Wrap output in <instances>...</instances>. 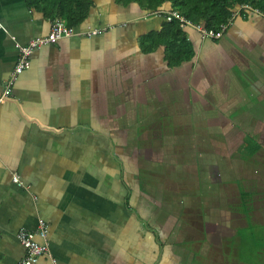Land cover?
Listing matches in <instances>:
<instances>
[{
	"label": "crops",
	"instance_id": "obj_1",
	"mask_svg": "<svg viewBox=\"0 0 264 264\" xmlns=\"http://www.w3.org/2000/svg\"><path fill=\"white\" fill-rule=\"evenodd\" d=\"M154 12L137 1L93 0L76 33L36 49L12 98L0 101V264H23L18 233L40 219L55 260L37 264H264V15L238 12L219 39L186 27L195 55L171 66L166 45L143 50L142 38L165 22ZM51 23L27 0H0V97L19 46ZM133 102L166 124L170 114L171 136L203 119L188 118L197 106L218 112L200 123V167L192 152L171 150L174 137L168 156L185 163L176 172L144 167L147 150L144 162L125 166L105 127H134ZM143 169L153 178L143 180Z\"/></svg>",
	"mask_w": 264,
	"mask_h": 264
},
{
	"label": "trees",
	"instance_id": "obj_2",
	"mask_svg": "<svg viewBox=\"0 0 264 264\" xmlns=\"http://www.w3.org/2000/svg\"><path fill=\"white\" fill-rule=\"evenodd\" d=\"M137 1L143 8L151 11L161 9L169 2L173 10L195 23H204L206 27L220 30L223 24L229 22L237 6L249 4L264 12V0H120L127 5ZM52 20L63 18L70 26H78L87 18L93 0H27ZM166 45V58L171 66L191 60L195 55L192 43L187 37L185 28L178 18L165 19L159 31H153L142 38L143 50L153 51L160 45Z\"/></svg>",
	"mask_w": 264,
	"mask_h": 264
},
{
	"label": "rangeland",
	"instance_id": "obj_3",
	"mask_svg": "<svg viewBox=\"0 0 264 264\" xmlns=\"http://www.w3.org/2000/svg\"><path fill=\"white\" fill-rule=\"evenodd\" d=\"M130 107L133 110L131 113L138 115V118L135 119V121H134V127L133 126H131V127L119 126V127H113V128L105 127V133L106 132H109V134L112 133L111 136L114 138L115 143H116L115 149H114L115 153L122 155V157H124L123 160L125 162V166L132 168L134 166V161L140 162L141 159L144 162L145 157H146L145 152L147 150V151H149L147 153L149 154L150 159L145 161L147 163H146V165H144V167L145 166H152L153 163L155 165H160V163H161V166L165 169V172H169V171H171V173L176 172L178 170V168H182L181 165L185 166V163L183 162V160L181 161L179 157H177V158L170 157L169 158V156H168L169 152H170V147H171L170 145H172V143L170 142V145H169L168 143H166V141H168L169 138L174 137L175 144L173 145L171 150H173V151L177 150L178 151V149L181 148L182 149L181 152L184 156H186L187 151L192 152V154L194 156V157L193 156L192 157L194 158V160H193V164H191V165H194L195 167L196 166L200 167V162H199L200 159H199V152H198L200 144L197 141V135L199 136V134H198L199 129H201L202 131L204 129V127L200 123H204L205 120L207 119V117H209L210 115H212L214 117L215 115H217L218 112H214V111L199 112L198 110H200V106H197L196 109L188 111V113H187L188 118L195 119V117H197L201 114L203 115V113H204V116L202 117L203 119L199 120L198 123L195 120H191L190 125L187 127H184V128L180 127V126H179V128H174V130H175L174 136H171V135H167V134H171V128L170 127H172V122H173L170 114L165 115V118H167V124H166L163 122V119H159V121H158L156 118H153V117H155V114L160 115L159 113H161V112H159L158 110L143 111L142 112L143 115H142L139 110L138 111L136 110V105L134 104V102L132 105H130ZM243 107L244 106H242V108ZM134 109H135V111H134ZM250 113H251V111L247 112V114H249L250 119L252 116L255 117V115H257L256 111H253L252 115ZM242 114H244L243 111L233 112L231 114V118L240 116ZM152 119H154V121H151ZM127 123L128 124L131 123L130 125H132L131 121H128ZM151 123L155 124L156 127H153V128L149 127V125ZM167 132H170V133H167ZM156 134H158V135L162 134V135L158 139H155V140L153 139L154 144H152V142H150V140H151V138H153L152 136L156 135ZM177 134H179V135L177 136ZM182 134H183V136H181ZM217 135H219V134H217ZM222 135L223 134H221L219 136L222 137ZM180 136H181V138H180ZM177 138L178 139L180 138L179 141L177 140ZM182 138H183V141H185V142L182 141L183 143L181 142ZM169 141H171V140H169ZM177 146H179V147H177ZM210 146H211V144H209V148H210ZM212 147H214L213 144H212ZM151 151L154 152L153 153L154 157L157 158L159 156V154L160 155L163 154V156H162L163 158H160L161 160L160 159H153V158L151 159V156H150ZM156 151H159L158 156H157ZM115 156H116V154H115ZM134 156H136V158H134ZM164 156H166V158ZM175 175H172V177L176 178L174 180L179 181V178ZM141 177L143 180H148V181L153 178L149 174V172H146L144 169H143V172L141 173ZM154 180L157 182L156 179H154ZM206 194L208 197L210 196V193L207 192ZM202 195H203V192L200 191L201 199H202ZM191 197H194V193L191 195ZM183 199H184V194L180 193L177 197V200H178L177 206L179 208H181V206H183ZM176 209L177 208H175V210ZM199 209H203V208L199 207ZM199 211H196L195 213H193L194 218L197 216H201L199 214ZM179 212L181 214V210H179ZM178 218H179V216L176 217V219H178ZM172 221H174V220H172ZM181 223L183 224L184 221H182ZM185 224H186V222H185ZM186 243H188V245H186V247L190 248L192 246L191 241L186 242ZM254 245L259 246V244H257V243H255ZM198 254H200V255H198ZM195 257H196V259L197 258L199 259L201 257L200 258V260H201V259L205 258V255L203 252H197V255ZM256 257L257 256L254 254L251 256L250 255L247 256L248 259H253V260L257 261L258 259Z\"/></svg>",
	"mask_w": 264,
	"mask_h": 264
},
{
	"label": "built area",
	"instance_id": "obj_4",
	"mask_svg": "<svg viewBox=\"0 0 264 264\" xmlns=\"http://www.w3.org/2000/svg\"><path fill=\"white\" fill-rule=\"evenodd\" d=\"M254 10L264 15V12L259 8H254L249 4H242L237 6L233 12L229 22L223 24L220 30L208 28L204 23H195L191 19L181 15L177 10H156L154 13L162 14L168 21L173 18H178L181 22V26L186 28L188 26L198 30L203 37H210L213 39L221 38L227 31L231 21L235 15L240 11ZM76 33L75 26H70L63 18H54L51 23L49 32L46 35L37 36L32 38L29 42L19 46V55L17 63L11 73V76L7 80L4 96L0 97V101L7 98H12V89L19 78V76L32 65V55L39 47L57 42L58 40L66 37L73 36ZM98 33L97 29L91 30L88 34L94 35ZM14 180L19 181V177L15 176ZM18 238L21 244L25 248V254L22 259L23 264H37L40 258L44 255H49L54 261L55 258L51 255L48 243V224L44 219H40L38 222V228L35 230L22 228L18 233Z\"/></svg>",
	"mask_w": 264,
	"mask_h": 264
}]
</instances>
